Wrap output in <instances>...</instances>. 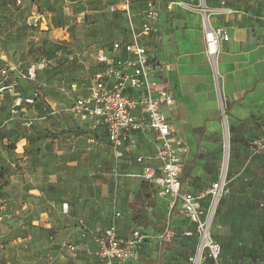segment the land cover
Returning <instances> with one entry per match:
<instances>
[{"label": "rangeland", "instance_id": "1", "mask_svg": "<svg viewBox=\"0 0 264 264\" xmlns=\"http://www.w3.org/2000/svg\"><path fill=\"white\" fill-rule=\"evenodd\" d=\"M146 1L130 0L135 26L146 17ZM165 1L178 0L156 3L159 18L167 13ZM115 2H0V70L12 65L24 71L28 64L44 61L38 90L43 99L58 101L54 109L44 101L49 112L34 126L15 117L3 124L12 100L0 101V264H96L92 254H85L94 243L82 227H106L115 209L130 213L142 183L137 157L150 155L152 145L140 141L116 157L101 126L71 112L75 95L66 93L69 83L90 82L100 51L128 40L126 15L109 12ZM183 2L187 11L204 14L207 0ZM21 140L25 145L18 151ZM251 140L241 153L223 151V164L230 167L233 161L236 178L229 181V199L224 194L218 204L211 233L222 246L226 241L229 264H264V150L255 151ZM153 203L148 215L167 221V202L155 198ZM172 225L177 235L159 264H190L195 243L180 234L191 225L178 218ZM65 243L80 251L73 256ZM144 252L145 259L154 257L153 246ZM201 264L210 263L204 259Z\"/></svg>", "mask_w": 264, "mask_h": 264}, {"label": "crops", "instance_id": "2", "mask_svg": "<svg viewBox=\"0 0 264 264\" xmlns=\"http://www.w3.org/2000/svg\"><path fill=\"white\" fill-rule=\"evenodd\" d=\"M177 2L185 5L183 0ZM203 8L205 14L199 13V10L187 11L185 6L180 10L174 8L171 12L166 11L167 13L158 20V35L145 41L149 58L155 64L171 67L169 71H163L160 78L168 85L175 103L170 109L164 108L163 113L171 125L172 135L180 139L185 146L180 180L188 170L189 173L181 184L184 191L194 195L205 191L216 180L223 163L222 140L225 133L229 135V149L233 153H241L246 149L247 140L259 135L264 127V0H207ZM204 18H207L211 27L222 28L229 35V40L220 46L217 60V71L221 76L219 86L213 80L212 70L204 52ZM25 83L19 82L18 89L16 88L18 96L26 94ZM85 92L86 88L80 87L72 95L79 97ZM3 96L0 95V101ZM44 101L50 109L57 108V100L56 102L45 98ZM80 118L96 122L89 117ZM140 141H143L146 147H153L150 155L140 154L137 157L141 163V171L145 166L158 169L160 164L154 158L152 133L132 134L121 147L119 154L114 153L115 156H121L127 147ZM24 145L25 141L21 140L17 150L22 151ZM234 169L231 161L230 167L229 163L227 165L226 199H229V181L232 182L236 178ZM145 184L150 187L152 198L146 206L147 218L149 221H154L157 217L162 220L158 214H152L150 217L148 209L154 204L155 198L167 202L168 209L170 199L158 196L155 187ZM206 202L205 199L201 204L205 206ZM131 203L130 213H124L120 209L114 210L120 214L117 227L121 238H125L130 230L136 228L158 234L168 224L175 231L172 222L176 218L186 221L178 213L177 207L172 210L174 215L171 218V211L169 212L167 221H163L162 229L157 233L153 230L152 223L139 227L133 221ZM225 244L226 241L222 246L223 261L229 264ZM144 246H153L154 257L145 259V252L141 251L139 258L128 264L140 261L139 264H143L154 259L156 264L160 263L162 255L158 258L157 254L162 244L150 242ZM166 248L167 246L160 250L161 254ZM94 250L93 247L92 251L87 250L85 254L94 256ZM143 258L144 261L141 260ZM95 262L98 264L96 259Z\"/></svg>", "mask_w": 264, "mask_h": 264}, {"label": "built area", "instance_id": "3", "mask_svg": "<svg viewBox=\"0 0 264 264\" xmlns=\"http://www.w3.org/2000/svg\"><path fill=\"white\" fill-rule=\"evenodd\" d=\"M17 2L20 0H5ZM160 0H151L147 3L146 17L140 26H135L130 15V0H117L109 6V12H120L126 15L129 25V41L121 47L115 43L113 54L106 55L100 51L95 62L102 70L92 77L86 92L74 97L71 112L80 117L95 119L102 125L107 134L109 145L118 155L121 147L132 134H153L154 158L159 162L158 169L145 166L140 177L143 182L156 188L157 195L169 198V212L177 209L178 213L192 225V229L183 232L186 237H194L196 248L189 259L190 264H201L208 259L212 264H223L221 260V246L213 239L211 226L215 218L218 204L227 190V165L222 163L216 180L202 193L194 195L182 188L180 176L182 173L183 142L172 135L171 125L163 113V109L173 107L175 101L168 85L160 75L169 71L170 66L155 64L148 56L145 41L159 33V11L156 3ZM177 6L184 8L181 2H167L165 9L168 12ZM197 11L198 9H191ZM205 14V9H201ZM202 32L205 43V55L212 70L215 84L219 86L221 76L217 71V60L220 46L229 40L228 33L222 28L211 27L207 18L202 22ZM119 53H122L120 55ZM45 69L42 60L31 63L25 71H19L15 66L5 65L0 70L3 82L0 85V95L12 97L11 115L14 116L22 98L16 94L20 81L36 84L37 74ZM32 89L25 103L33 104L39 99V85ZM77 90L71 85L67 94ZM26 124H31L28 121ZM255 151L264 150V127L259 135L251 140ZM222 149H229V135L225 133L222 140ZM207 200L203 206L201 202ZM67 205H63V212ZM118 212H113L111 222L104 228H94L89 232L94 243V256L98 264H128L140 256L146 242L169 243L174 237V231L168 226L158 234L148 233L139 228L129 231L125 238L118 233ZM86 229V227H84ZM63 247L73 256L79 249L65 243Z\"/></svg>", "mask_w": 264, "mask_h": 264}, {"label": "trees", "instance_id": "4", "mask_svg": "<svg viewBox=\"0 0 264 264\" xmlns=\"http://www.w3.org/2000/svg\"><path fill=\"white\" fill-rule=\"evenodd\" d=\"M149 1H151V0H149ZM0 2H3V3H5V2H7V1H5V0H0ZM146 2H148V1H146ZM167 2H170V1H165V4L167 3ZM117 2H115L114 4H116ZM114 13H119V12H114ZM138 25L137 26H140V24L141 23H139L138 21L136 22ZM129 41V35H128V40L127 41H125L124 43H118V42H116L117 44H119L121 47H123L124 46V44H126L127 42ZM115 44V43H114ZM113 44V45H114ZM102 52H104L106 55H108V56H111L112 54H113V46H112V48L110 49V50H104V51H102ZM120 55H122V53H119ZM36 62V61H35ZM32 63H34V62H32ZM31 64V63H30ZM30 64H28V66L30 65ZM27 66V67H28ZM26 67V68H27ZM26 68L24 69V71L26 70ZM45 70V69H44ZM44 70L43 71H41V72H39L38 74H37V79H36V84H39V80H38V78H39V75L42 73V72H44ZM100 70H102V67L101 66H99V65H97V63H96V70H95V72H94V74L92 75V77L95 75V73H97L98 71H100ZM91 80H92V78H91ZM91 80H90V82H91ZM90 82H88V84L87 85H85V84H77V83H69L68 84V86H67V89L66 90H68V89H70V87H71V85H75L77 88H80V87H82V88H87L88 86H89V83ZM9 83V81H5V82H3V79L1 78V76H0V85H2V84H8ZM36 84H32V83H28V82H26L25 83V88H26V94H24V95H19L21 98H22V102H21V104L18 106V107H15L14 108V110L16 111V114L14 115V116H12L11 115V109H12V106H11V109L9 110V111H7L5 114H4V120H3V124H7L10 120H11V118H14L15 117V119H17L18 120V122L19 121H22L24 124H26L28 121H31V124H28V126H34L36 123V120H38V118H41V117H45V115L47 114V112H49V108L47 107V105L44 103V99H43V97H42V94L39 92V99H37V100H34L33 101V104H27V103H25V99H28L29 98V95H30V93H31V90L32 89H36ZM18 86H19V84H18ZM17 89H18V87H17ZM17 91V90H16ZM3 97H8V98H10L11 100H12V105H13V98L12 97H9V96H7V95H4ZM36 113V112H39L40 113V115L41 116H39V117H32V115H30V113ZM34 121V122H33ZM100 125V124H99ZM101 126V128L103 129V133H104V136H105V138H106V141H107V143H108V145H109V142H108V139H107V134H106V132H105V129H104V127L102 126V125H100ZM256 137V136H255ZM254 137V138H255ZM110 146V145H109ZM191 170V169H190ZM189 173V171L187 170V172H185V174L183 173V175H182V177H181V181H182V183L185 181V179L184 178H186L187 177V174ZM2 176V174H0V177ZM151 200H152V198H151V196H150V187H148L145 183H142L141 184V188H140V192L134 197V201L131 203V209H132V217H133V221L139 226V227H145V226H147L148 224H150V223H152L153 224V230L155 231V232H160L161 231V229H162V226H163V220H161V218L160 217H157L156 218V220H154V221H149L148 220V218H147V213H146V206H148V204L151 202ZM260 207H262L263 205L262 204H260L259 205ZM172 215H174V213H173V211H171V213H170V216H169V218H171L172 217ZM186 223H188V221H185ZM189 225H191V224H189ZM83 227H86V231L88 232V231H90V230H92V229H94L95 227H93V228H90V227H87V225L86 226H83ZM82 227V228H83ZM84 229V228H83ZM190 229H192V225H191V227H188V228H186L185 230H183L182 232H181V236L182 237H184V238H187V239H190V240H194V243H195V247H194V251H195V248H196V240H195V238L194 237H186V236H184L183 235V232L184 231H186V230H190ZM176 231H174V237L172 238V240L169 242V243H166V244H162V246H161V248H160V250L162 249V248H164V247H166V246H169V244L171 243V242H173L174 241V239H175V237H176ZM213 236V235H212ZM214 239V238H213ZM215 240V239H214ZM216 242H218L217 240H215ZM219 243V242H218ZM147 244H149V242H146L144 245H147ZM220 244V243H219ZM74 245V244H73ZM143 245V247H142V252H144V250H145V246ZM158 245V244H157ZM220 246H221V250H222V254H221V260H222V262H223V264H225L224 263V261H223V248H222V245L220 244ZM160 250H159V254H157L158 255V258L160 257V255H161V252H160ZM194 251H193V253H194ZM208 260V259H207ZM209 262H210V264H212V262L210 261V260H208ZM143 264H156V259H154V260H152V261H147V262H145V263H143Z\"/></svg>", "mask_w": 264, "mask_h": 264}]
</instances>
